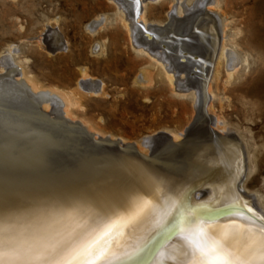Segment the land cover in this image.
Wrapping results in <instances>:
<instances>
[{
  "label": "bare ground",
  "instance_id": "bare-ground-1",
  "mask_svg": "<svg viewBox=\"0 0 264 264\" xmlns=\"http://www.w3.org/2000/svg\"><path fill=\"white\" fill-rule=\"evenodd\" d=\"M115 3L119 5L118 16L129 34L131 46L139 55L147 58L146 65L135 75V82L149 86L156 76L164 78L174 87L173 92L191 99L195 114L184 132L164 133L142 143L134 142L141 153H156L155 156L159 158L155 161L113 152L90 143L80 128L62 122L42 121L36 110L38 101L42 110H56L66 120L80 122L86 131L92 133L94 139L105 137L95 134L93 127L84 120L75 119L71 107L77 100L72 91L50 87L41 89L14 62L12 70L16 71L13 73L15 77H12L13 74L0 77V89L2 85L7 90L9 87L12 92V95L7 94L8 97L0 93V112L3 114L0 119V148L9 157L10 170L7 175L22 194L21 202L26 203L30 198H66L100 192L123 205L131 197L142 196L159 205H170L176 201L180 205V214L199 213V220L195 223H201L212 230L227 224L234 217L204 221L200 218L202 209L208 206L230 204L232 200L240 199L253 210L259 213L264 211L262 194L246 192L241 182L254 168L248 154L249 143L245 144L236 131L229 130L228 120L216 113L213 105V100H216L222 110L225 93L237 89L229 86L240 80V83L246 85L238 87L241 105L247 104L251 111L264 114V0L256 4L261 14L260 20L248 19L242 30L235 27L229 40L231 49L227 48L225 35L220 37L217 34L221 29L214 7L218 6L219 0H196L191 9H185V17L179 16V13L178 16L171 14L169 21L163 25L147 23V8L153 0H116ZM106 19L96 18L91 28L101 29ZM225 26L227 23L223 28ZM141 27L154 33V39L148 40L150 34H146L148 37L144 39L140 38L138 32ZM243 30L247 32L242 38L248 44L247 48L244 46L247 51L243 50L237 40ZM169 32L178 38L171 39ZM160 38H164L162 43L167 45L164 49L157 45ZM178 44L191 54L185 57L186 62L185 58L173 53L180 51ZM172 46L176 47L175 50H172ZM232 47L240 49L241 54ZM97 48L100 51L103 49L101 44ZM252 51L257 57V68L253 76L248 78L246 74L250 71L249 56ZM3 53L13 57L11 48ZM186 54L184 52L181 55ZM194 56L197 59L191 60ZM188 63L196 66L194 74L188 70ZM181 72L186 74L184 80L180 76ZM79 84L88 93H105L104 83L86 71H82ZM122 141L126 143L124 139ZM147 146L149 150L145 148ZM200 185L205 186L203 194L207 198L204 203L196 202L192 194L187 200L190 187ZM150 226L149 223L138 225L133 232L121 238V246L114 245V250L118 254L124 252L125 246H132L137 237L143 235ZM166 241V249L179 248L183 244L182 235L178 231L170 241ZM140 260L138 258L133 264H138ZM117 264L121 262L117 261ZM166 264H179V259L171 257Z\"/></svg>",
  "mask_w": 264,
  "mask_h": 264
},
{
  "label": "rangeland",
  "instance_id": "rangeland-1",
  "mask_svg": "<svg viewBox=\"0 0 264 264\" xmlns=\"http://www.w3.org/2000/svg\"><path fill=\"white\" fill-rule=\"evenodd\" d=\"M195 1L153 0L154 4L150 3L147 8V23L163 25L169 21L171 14L177 13L185 17V9H191ZM115 2L116 0H0V74L16 73L12 70L15 62L41 89L50 87L72 91L77 105L71 107V112L75 119L90 124L97 135L142 143L150 135L158 137L164 133L184 132L193 113L195 114L191 99L173 92L174 87L160 76H156L149 86L135 82V75L146 65L147 58L139 55L131 46L129 34L118 16L119 5ZM259 2L260 0H219L218 6L214 7L221 29L217 34L220 37L225 35L228 49L232 46L229 40L235 27L242 30L248 19H261V14L256 9ZM120 10L123 11V8ZM104 17L107 19L101 29L91 28L96 18L100 20ZM225 23L227 26L222 32ZM194 31L198 32L197 29ZM138 33L142 39L148 37L146 34L151 35L148 40L154 39V33L147 28L141 27ZM169 33L170 38H178L176 34ZM58 35L62 38L63 47L51 51L48 48L57 40ZM244 35L247 32L243 30L237 40L243 50L247 51L244 48L248 45L246 39H242ZM163 40L164 38H160L157 44L162 49L167 46L162 43ZM99 44L104 50L97 48ZM174 46L172 50L176 48ZM177 47L180 51H174L175 55L183 58L191 55L189 51L181 49L180 44ZM8 48L13 52V59L3 53ZM234 49L241 54L240 49ZM184 52L187 53L186 56L181 55ZM196 59L194 56L191 60ZM249 59L250 71L246 74L248 78L253 76L257 68L254 51ZM196 69V66L189 64L188 70L192 74ZM82 71L102 81L105 93L95 95L84 90L79 84ZM180 76L184 80L186 74L181 72ZM239 81L229 86L237 89H230L225 93L222 110L219 103L213 100L214 111L225 116L231 132L236 131L245 144L249 143L248 154L254 168L241 182L246 192L261 193L264 204V114L251 111L247 104L241 105L238 87L246 85ZM1 87L4 90L1 88L0 93L5 97L12 95L9 87L8 90L6 86ZM221 90L220 88L219 91ZM1 118L3 114L0 115ZM145 148L149 150L148 146Z\"/></svg>",
  "mask_w": 264,
  "mask_h": 264
},
{
  "label": "snow or ice",
  "instance_id": "snow-or-ice-1",
  "mask_svg": "<svg viewBox=\"0 0 264 264\" xmlns=\"http://www.w3.org/2000/svg\"><path fill=\"white\" fill-rule=\"evenodd\" d=\"M9 170L0 148V264H133L138 258L141 264H166L171 257L179 264H264V211L258 214L240 199L225 208L234 218L212 230L195 223L199 213L177 218L176 201L159 205L142 196L123 205L100 192L23 203ZM242 203L251 215L239 210ZM145 223L151 226L118 254L114 245ZM173 231L183 244L166 249L161 237Z\"/></svg>",
  "mask_w": 264,
  "mask_h": 264
},
{
  "label": "water",
  "instance_id": "water-1",
  "mask_svg": "<svg viewBox=\"0 0 264 264\" xmlns=\"http://www.w3.org/2000/svg\"><path fill=\"white\" fill-rule=\"evenodd\" d=\"M59 36V35H58ZM63 41L61 40V37L59 36L58 39L56 40V43L54 45H52L50 47V49L52 51H55L57 49H61L63 46ZM1 77V74H0ZM24 91H26V89H23ZM30 95V94H28ZM33 96V95H31ZM37 112L38 115H40V118L44 119L45 122L47 121H55V122H62L63 124L67 125V126H74L75 128H80V130H82V132L88 137L90 143H95L96 145H101L103 146V148L108 149L110 151L113 152H123L125 154H131V155H135L143 160H148V161H155L157 160V158H159L158 156H155L156 153L154 152H149L148 154H143L141 153L134 142H126L124 143L122 140L120 139H110L108 136H105L104 138H93L92 133L86 131V129L84 128V126L76 121V122H70L68 120H66L65 118H63V116L60 115L59 112H56L54 110H50V111H44L41 108V104L38 101L37 102ZM43 116V118H42ZM37 135V134H36ZM41 136L38 135L37 137ZM149 138H155L154 136H149L146 139ZM161 157V156H160ZM203 192H205V186L200 185L198 186H191L189 191H188V197L186 198L187 200L190 199V195L192 194L193 199L198 202V203H204L205 199L207 198L205 195V193L203 194ZM229 204H224V205H219V206H208L205 209H202V214H201V219L204 221H216L219 219H222L224 217L230 216L229 213L227 211H225L226 206H228ZM240 211L244 212L246 215H251L250 213H247V209L243 207V205H241V208L239 209ZM254 211H256L254 209ZM257 212V211H256ZM259 214V212H257ZM204 214V215H203ZM181 214L179 213L177 215V218L180 216ZM171 219V217H170ZM173 226H175V221H173ZM177 231H173L171 233V235H168L166 237H161L162 239H166L168 241H170L173 238V235L176 233ZM138 264H141V260L138 262Z\"/></svg>",
  "mask_w": 264,
  "mask_h": 264
}]
</instances>
